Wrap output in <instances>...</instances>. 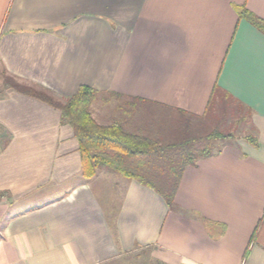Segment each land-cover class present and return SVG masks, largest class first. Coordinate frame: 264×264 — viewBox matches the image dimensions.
Listing matches in <instances>:
<instances>
[{"label": "crops", "instance_id": "crops-1", "mask_svg": "<svg viewBox=\"0 0 264 264\" xmlns=\"http://www.w3.org/2000/svg\"><path fill=\"white\" fill-rule=\"evenodd\" d=\"M242 8L264 21V0H0V74L199 116L216 91L256 135L186 168L169 210L134 180L84 178L59 111L1 83L0 264H264V34Z\"/></svg>", "mask_w": 264, "mask_h": 264}, {"label": "trees", "instance_id": "trees-1", "mask_svg": "<svg viewBox=\"0 0 264 264\" xmlns=\"http://www.w3.org/2000/svg\"><path fill=\"white\" fill-rule=\"evenodd\" d=\"M238 12L264 34V21L253 18L243 8ZM0 76L3 87L13 88L59 111L61 125L69 126L78 142L81 175L84 178L105 171L134 180L161 197L169 210L174 208L175 194L184 170L201 159L219 154L224 144L233 140V134L223 128L228 117L226 111H220L223 116L218 118L216 100L219 96L216 91L211 94L200 116L181 110L150 109L151 113H164L157 120L161 126L164 124L162 128L156 124L154 117L150 121H142L143 115L139 112H135V115L144 123L135 122V126H130L131 119L135 117L133 113L129 114L130 120L127 121L119 118L99 124L93 118L92 110L99 98H102L101 102H105L107 96L127 101L121 96L85 85L80 86L74 95L61 100L42 88L20 84L5 73ZM8 135H0V149L9 142Z\"/></svg>", "mask_w": 264, "mask_h": 264}, {"label": "rangeland", "instance_id": "rangeland-1", "mask_svg": "<svg viewBox=\"0 0 264 264\" xmlns=\"http://www.w3.org/2000/svg\"><path fill=\"white\" fill-rule=\"evenodd\" d=\"M2 79L0 76V87H1ZM218 98L216 100V112L218 114V118L223 116V113L220 111L225 110L227 113V119L225 123L223 124V128L230 134H233V140L226 142L224 144V147H231L235 149L236 151L240 152V154L243 152L245 145H248L249 142L247 141V138L254 137L255 132L253 129L252 120L247 113L246 109L232 100L231 98L225 96L222 93L218 94ZM59 99V98H58ZM107 100L105 102H101L102 98H99V100L94 103L92 110H93V118L99 123V124H107L108 122L122 118V120H130L129 114L139 112L143 115L142 121H150V118H156V124L162 128L160 125V121L158 120V117H161L163 112L161 114H158V112L151 113L150 107H147L143 104L134 103L130 104L124 101H118L116 99H113L109 96L106 98ZM223 112V111H222ZM166 114V113H165ZM177 118V116L175 117ZM160 119V118H159ZM138 120V121H137ZM152 120V119H151ZM154 121V120H153ZM135 122H141L138 117L132 118L130 121V126H135ZM139 123V124H140ZM142 125V124H141ZM166 129V127H163ZM153 133L155 134L154 127L151 128ZM157 136V135H156ZM223 146V145H222ZM151 260L150 251H135L133 253L124 255L120 259L116 260L115 262H111L109 264H149Z\"/></svg>", "mask_w": 264, "mask_h": 264}]
</instances>
